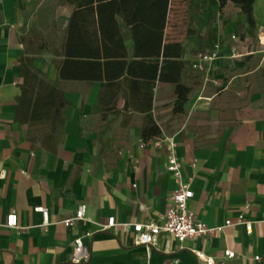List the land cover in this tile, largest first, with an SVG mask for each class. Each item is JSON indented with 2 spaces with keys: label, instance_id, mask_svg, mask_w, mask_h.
<instances>
[{
  "label": "crops",
  "instance_id": "1",
  "mask_svg": "<svg viewBox=\"0 0 264 264\" xmlns=\"http://www.w3.org/2000/svg\"><path fill=\"white\" fill-rule=\"evenodd\" d=\"M30 1L0 0V264H75L77 239L91 252L83 264H205L196 253L216 264H264V0L254 3L255 29L239 6L220 8L216 0H167L155 23L140 16L164 31V46L183 47L182 81L192 89L184 112L174 111V86L157 83L150 113L162 136L142 147L148 110L123 109L124 99L117 109H101L100 83L61 82L70 105L55 154L33 147L28 124L16 118L21 59L32 57L34 69L57 82L61 58L52 49L60 47L74 7L63 0L64 11L44 26L45 16L27 15ZM31 30L44 37L41 54L25 49ZM124 36L131 51L126 30ZM216 43L220 58L207 72L194 69ZM169 140L194 193L189 208L217 230L182 245L163 236L154 246H135L124 225L157 221L172 204ZM82 203L86 219L65 227ZM40 207L49 211L47 226ZM11 213L14 229L5 227ZM241 215L253 223L250 236ZM110 217L116 225L103 230ZM227 249L234 259L224 257Z\"/></svg>",
  "mask_w": 264,
  "mask_h": 264
},
{
  "label": "trees",
  "instance_id": "2",
  "mask_svg": "<svg viewBox=\"0 0 264 264\" xmlns=\"http://www.w3.org/2000/svg\"><path fill=\"white\" fill-rule=\"evenodd\" d=\"M166 1L66 0L74 10L60 47L52 49L61 58L56 61L58 81L50 82L35 70L32 57L21 59L24 82L17 99L16 118L28 124L27 139L33 147L57 153L66 122L62 112L70 105L60 83L75 81L101 84V109H117L119 100L124 99L123 109L148 110L141 139L148 142L161 138L162 130L150 113L156 84L174 86V111L179 114L184 112L192 92L182 81L186 65L182 61L183 47L164 46V31L139 21L143 16L155 23L156 11ZM216 1L220 8L228 3L239 6L249 27L255 29V0ZM125 30L133 44L131 51L126 45ZM42 41L43 35L35 30L23 38L27 53L32 54L44 52Z\"/></svg>",
  "mask_w": 264,
  "mask_h": 264
},
{
  "label": "built area",
  "instance_id": "3",
  "mask_svg": "<svg viewBox=\"0 0 264 264\" xmlns=\"http://www.w3.org/2000/svg\"><path fill=\"white\" fill-rule=\"evenodd\" d=\"M221 44L216 43L209 53H201L197 56L192 67L201 72H207V65L212 64L220 58ZM141 146L144 147L146 142L141 139ZM176 145L172 140L168 141V159L166 170L173 176L175 181V189L171 198V206L162 214L157 221H148L146 223H132L124 226L131 230V239L135 246H154L160 237L166 236L176 240L180 245L188 240L201 238L205 235L214 233L217 229L209 228L207 225L199 221L196 214L189 208V202L192 200L194 193L191 189V183L187 180L183 173V164L176 154ZM248 209V207H246ZM43 217V225L49 224V211L40 207L37 209ZM87 205L80 204L73 218L64 221L65 227L73 226L75 221H83L86 219ZM17 215L11 213L8 215L5 227L17 228ZM239 222L245 226L247 235H252L253 223L245 220L244 215L239 216ZM116 225L115 217H110L107 225L103 230H109ZM231 221L226 222V226H231ZM197 257L205 262V264H216L215 259L207 257L203 253H196ZM91 256L90 249L84 245L82 239L75 240L73 263L83 264L89 260ZM236 253L232 250H225L224 257L226 259H234ZM260 257H256L259 260Z\"/></svg>",
  "mask_w": 264,
  "mask_h": 264
},
{
  "label": "rangeland",
  "instance_id": "4",
  "mask_svg": "<svg viewBox=\"0 0 264 264\" xmlns=\"http://www.w3.org/2000/svg\"><path fill=\"white\" fill-rule=\"evenodd\" d=\"M28 7L27 15L29 17H32L33 19L37 16L46 17L47 20L45 21L44 26H48L50 24V21L56 12L64 11L65 8L63 0H31Z\"/></svg>",
  "mask_w": 264,
  "mask_h": 264
}]
</instances>
